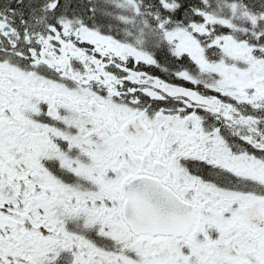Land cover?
Listing matches in <instances>:
<instances>
[{
	"label": "snow or ice",
	"instance_id": "snow-or-ice-1",
	"mask_svg": "<svg viewBox=\"0 0 264 264\" xmlns=\"http://www.w3.org/2000/svg\"><path fill=\"white\" fill-rule=\"evenodd\" d=\"M0 264H264V0H0Z\"/></svg>",
	"mask_w": 264,
	"mask_h": 264
}]
</instances>
